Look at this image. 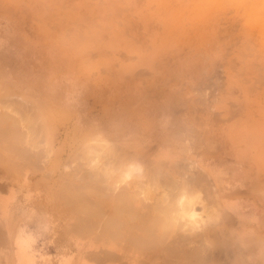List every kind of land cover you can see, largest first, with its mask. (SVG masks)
I'll return each mask as SVG.
<instances>
[{"label": "rangeland", "instance_id": "1", "mask_svg": "<svg viewBox=\"0 0 264 264\" xmlns=\"http://www.w3.org/2000/svg\"><path fill=\"white\" fill-rule=\"evenodd\" d=\"M263 68L264 0H0V122L28 114L14 144L29 159L0 163V264H165V246L172 262L264 264ZM66 184L84 203L62 204ZM118 193L146 219L200 193L186 207L199 218L178 201L162 244L119 246L95 230ZM80 217L97 224L86 232ZM105 250L120 260H93Z\"/></svg>", "mask_w": 264, "mask_h": 264}, {"label": "bare ground", "instance_id": "2", "mask_svg": "<svg viewBox=\"0 0 264 264\" xmlns=\"http://www.w3.org/2000/svg\"><path fill=\"white\" fill-rule=\"evenodd\" d=\"M68 2H69V0H68ZM57 3V2H56ZM58 4H59V2H58ZM94 4V3H93ZM210 4V3H209ZM209 4H207V5H209ZM65 5V4H64ZM88 5V4H87ZM54 6H56V5H54ZM63 6V5H62ZM67 6H68V4H67ZM86 6V5H85ZM95 6V5H94ZM59 7V6H58ZM66 7V6H65ZM89 7V6H88ZM51 9H52V7H50ZM49 8V9H50ZM53 9H55V8H53ZM208 9V8H207ZM52 11V10H51ZM61 12H64V11H61ZM110 12V11H109ZM112 12V11H111ZM54 13V12H53ZM52 13V14H53ZM57 13V12H56ZM111 14V13H110ZM258 14V13H257ZM257 14H255V15H257ZM51 15V14H50ZM55 15V14H54ZM58 15V14H57ZM100 15V14H99ZM259 15V14H258ZM257 15V16H258ZM59 16V15H58ZM66 16H69V14L68 15H66ZM85 16V15H84ZM98 16V15H97ZM101 16V15H100ZM257 16H255V17H257ZM79 18V17H78ZM95 18V17H94ZM176 19V18H175ZM256 19V21H257V19H258V17L257 18H255ZM48 20H51V19H47V21ZM262 19H260V21H261ZM50 22V21H49ZM48 22V25L50 24ZM54 22V21H53ZM64 22V21H63ZM261 23H263V22H261ZM54 24H56V23H54ZM59 24V23H58ZM85 24V23H84ZM257 24V23H256ZM86 25V24H85ZM97 25V24H96ZM102 25V24H101ZM59 26H61V24L59 25ZM69 26V25H68ZM84 26V25H83ZM55 27V26H54ZM97 27V26H96ZM105 28H107V27H105ZM69 29V28H68ZM82 29V28H81ZM102 30V29H101ZM114 32V31H113ZM117 32V31H116ZM118 34V33H117ZM64 36V35H63ZM74 36V35H73ZM100 36V35H99ZM120 36H122V35H120ZM87 37V36H86ZM88 38V37H87ZM62 39V38H61ZM101 39V38H100ZM120 40V39H119ZM73 41H74V39H73ZM100 40H98V42H99ZM113 42V41H112ZM249 43V42H248ZM248 48V47H247ZM251 49V48H250ZM84 50V49H83ZM252 50V49H251ZM253 52L252 53H254V51H255V48L252 50ZM243 54V56H244V52L242 53ZM255 54V53H254ZM251 55V54H250ZM256 56V55H255ZM245 57V56H244ZM249 57V56H248ZM253 58V57H252ZM256 58V57H255ZM252 66V65H251ZM256 67H258V65L256 64V65H254V68H256ZM251 69V68H250ZM263 70H264V68H263ZM244 72H245V69H244ZM261 72V71H260ZM257 73V72H256ZM260 80H262L263 82H264V78L262 79V77L261 78H259ZM258 79V82H260V80ZM257 80V79H256ZM255 80V82H257ZM261 81V82H262ZM261 84V83H260ZM263 84V83H262ZM261 84V85H262ZM255 87V86H254ZM253 91V90H252ZM18 94V93H17ZM15 95H16V93H15ZM3 98V97H2ZM19 98H21V97H19ZM16 99V98H15ZM17 101V100H16ZM23 101V100H22ZM18 102L19 101H17V104H18ZM14 103H15V101H14ZM30 103V102H29ZM7 104V103H6ZM25 104V103H24ZM23 104V105H24ZM9 105V104H8ZM14 104H12V106H13ZM18 105H20V104H18ZM33 105V104H32ZM31 105V106H32ZM3 106V105H2ZM34 106V108H37L36 107V105H33ZM8 107V106H7ZM11 106H9V108H10ZM20 107V106H19ZM19 107H17V109L19 108ZM25 107H27V106H25ZM9 108H7V110H9ZM20 108H22V107H20ZM12 111H15V109H13V107L12 108H10ZM24 109V108H23ZM23 109H21V110H23ZM10 111V110H9ZM25 111H27V109L25 110ZM11 112V111H10ZM19 112H21L20 110L17 112V111H15L14 113H19ZM28 112H30V111H28ZM4 113H6V112H4ZM7 114V113H6ZM6 114L5 115H3V117H5L4 119L2 118V122H0V124H1V126H0V149H2V151H0V163L1 164H3V165H5L7 168H6V171L9 169V170H11V172L13 171V170H15L16 168L18 169V167H16L15 166V164H17L16 162L17 161H25L28 157L25 155V153L24 152H22L21 150H20V148L18 149L17 148V143L15 142V141H17L18 139H19V135L21 134L22 135V132H20V131H18V129H17V133H18V135H17V133H16V129H15V124L17 123L18 124V122H17V120L18 121H20L21 119H20V117H24L26 114L25 113H20V114H25L24 116L22 115H19L20 117L17 119V120H15V116H13L14 118H11L12 120H9V115H10V113H8L9 115L8 116H6ZM30 114V113H29ZM32 114H34V113H32ZM12 115V114H11ZM36 115V122L34 123V124H36V125H34L33 123V125L34 126H36V129H39V131H45L48 127H46L47 125H49L47 122H46V120H45V117H44V115H43V113H42V111L40 110V109H38V112L35 114ZM28 116V114L25 116V117H27ZM34 116V115H33ZM12 117V116H11ZM18 117V116H17ZM25 117L23 118L24 120H25ZM32 117V116H31ZM35 119V118H34ZM1 120V119H0ZM4 120V121H3ZM16 121V122H14V121ZM24 120H22L21 122H23ZM31 121V120H30ZM26 122V121H25ZM27 122H29V120H27ZM16 124V125H17ZM19 124H21L20 122H19ZM18 124V125H19ZM19 126H21V125H19ZM23 127V126H22ZM28 127H30V126H27L26 128H28ZM234 127V126H233ZM16 128H18V127H16ZM19 128H21V127H19ZM28 129H30V128H28ZM34 129V128H33ZM32 130V129H31ZM262 130V129H261ZM29 131V130H28ZM33 131V130H32ZM46 131H48V129L46 130ZM24 132L27 134H29L30 132H26V130L24 129ZM20 133V134H19ZM25 133H23V135L25 134ZM33 133V132H32ZM263 133V132H262ZM21 135H20V138H21ZM26 136V135H25ZM30 137H31V134L29 135ZM233 136V135H232ZM233 138H234V136H233ZM23 139V138H22ZM14 140V141H13ZM24 140H27V137L25 138L24 137ZM18 141H21V140H18ZM27 141H29V140H27ZM89 142V141H88ZM94 142H96V141H94ZM101 142H102V140H101ZM14 144L15 146H11L12 144ZM23 143V142H22ZM105 143V142H104ZM19 144V143H18ZM25 144H27L26 142H25ZM31 144V143H30ZM88 144V143H87ZM248 145H250V144H248ZM27 146H29V144L27 145ZM33 146H34V144H33ZM85 146V145H84ZM104 146H105V144H104ZM103 146V147H104ZM109 146V145H108ZM24 148L25 146H24V144H23V146H21V148ZM98 147V146H97ZM97 147H95V148H97ZM101 148H102V146H100ZM14 148V149H13ZM15 148H17L18 150H17V152H16V149ZM22 148V149H23ZM31 148V147H30ZM25 149V148H24ZM23 149V150H24ZM33 149V148H32ZM87 149V148H86ZM106 149V148H105ZM107 149H108V147H107ZM26 150H27V148H26ZM31 150V149H30ZM88 150H91L89 153H91L92 152V154H95V153H93V150H94V148H93V150H92V147H91V149H89L88 148ZM88 150H87V152H88ZM97 151L98 150H100V148L98 149H96ZM32 151V150H31ZM30 151V152H31ZM95 151V150H94ZM105 150H103V152H104ZM14 152H15V154H14ZM100 152H101V150H100ZM32 153V152H31ZM81 153V152H80ZM105 153V152H104ZM103 153V154H104ZM107 153V152H106ZM109 153V152H108ZM111 153V152H110ZM254 153V152H253ZM34 154V153H33ZM97 154H100V153H97ZM28 155H31V154H28ZM35 155V154H34ZM33 155V156H34ZM88 156H89V154H87ZM101 156H102V154H100ZM106 155V154H105ZM81 156H82V154H81ZM101 156H99V158H101ZM109 156V155H108ZM27 157V158H26ZM35 157V156H34ZM97 157V159H98V156H96ZM103 157V156H102ZM105 157V156H104ZM114 157H118V155L117 156H114ZM120 157V156H119ZM107 159H109V158H107ZM27 160H29V159H27ZM113 160V159H112ZM19 161V162H20ZM91 161V160H90ZM108 161V160H107ZM94 162H96V161H94ZM0 164V165H1ZM32 164V163H31ZM105 164H106V162H105ZM91 165V164H90ZM94 165V164H93ZM108 165H110L111 166V164H108ZM195 166V165H194ZM193 166V167H194ZM3 168H5V167H3ZM16 169V170H17ZM23 169V168H22ZM99 169H102V168H100L99 167ZM106 169V168H105ZM198 170V169H197ZM196 170V171H197ZM199 171V170H198ZM198 171H197V173H198ZM15 172V171H14ZM107 172V171H106ZM176 172H178V171H176ZM159 173V172H158ZM14 174V173H13ZM113 174V173H112ZM197 175V174H196ZM200 175V174H199ZM110 176V175H109ZM112 176V175H111ZM153 176V175H152ZM201 176V175H200ZM95 177V176H94ZM96 177H98V176H96ZM202 177V176H201ZM155 178V177H154ZM151 179V178H150ZM73 180V179H72ZM149 180V179H148ZM154 180H156V179H154ZM169 180V179H168ZM66 181V180H65ZM116 181H118V180H116ZM151 181H153L152 179H151ZM201 181V180H200ZM199 181V182H200ZM91 182V181H90ZM149 182H150V180H149ZM148 182V183H149ZM159 182V181H158ZM178 182V181H177ZM64 183H66V182H64ZM154 184H155V182H153ZM153 183H151V185L153 184ZM173 183V182H172ZM62 184V183H61ZM68 184H70V183H68ZM99 184H101V183H99ZM103 184V183H102ZM196 184H197V182H196ZM67 185V184H66ZM198 185H199V183H198ZM61 186V185H60ZM70 186V185H69ZM74 185L73 184H71V187H68V185H67V187L66 186H64L63 187V189L65 190V188H66V190H67V195H62L61 197H63V196H65L64 197V200L63 201H61V202H63L62 204H64L66 207L67 206H69V207H71V205H72V207L74 208V205H76V204H79V203H84V199H83V197L82 196H80V195H78V193H82L81 192V190H79V188H77V186L75 187H73ZM84 186V185H83ZM94 186H96V185H94ZM99 186V185H98ZM132 186V185H131ZM97 187V186H96ZM105 187V186H104ZM137 187V186H136ZM159 187H161L160 185H159ZM158 187V188H159ZM163 187H165V186H163ZM58 188H59V186H58ZM94 189L95 190V187L93 188V186H91L90 187V189ZM103 188V187H102ZM116 188V187H115ZM114 188V189H115ZM150 188V187H149ZM198 188V187H197ZM208 188V187H207ZM207 188H206V190H207ZM96 189H98V188H96ZM104 189V188H103ZM109 189V188H108ZM112 189H113V186H112ZM83 190V189H82ZM93 190V191H94ZM147 189H145L144 191H146ZM177 190V189H176ZM87 191H88V189H87ZM130 191V190H129ZM164 191V190H163ZM208 191V190H207ZM54 192H56V191H54ZM53 192V193H54ZM96 193H98V194H100L99 195V198H101V196H103V194L104 193H106V192H102V194H101V192L98 190H96L95 191ZM94 192V193H95ZM116 192H118V191H116ZM124 192V191H123ZM122 192V193H123ZM141 192V191H140ZM174 192V191H173ZM195 192V191H194ZM53 193H52V195H53ZM60 193V192H59ZM59 193H56V195H58V196H60L59 195ZM95 193V194H96ZM114 193V192H113ZM121 193V192H120ZM139 193V192H138ZM141 193H144V192H141ZM146 193V192H145ZM149 193V192H148ZM155 193V192H154ZM61 194V193H60ZM65 194V193H64ZM84 194V193H83ZM116 194V193H115ZM129 194V193H128ZM128 194H119L118 193V196H115L114 198H115V200H116V197H119V198H117V200L116 201H114L115 202V204H114V207H113V209H111L112 211H111V214H110V216L109 217H107V218H104L103 216H106V215H103L102 216V214H101V216H100V214H99V211H98V209H100V208H98V209H96V210H94L93 211V215H95V217H99V219H100V217L103 219L104 218V222H103V228L102 227H100L101 229H95V230H97L98 231V233L99 234H97V235H99V236H101V235H103V234H105L104 235V237H106L107 239H108V241L109 242H111V241H113V242H115V243H117L119 246L121 245H123L122 244V242L123 243H125V240H127V242H129L130 243V246L132 245V247H133V249H136V250H139V251H142L144 248H148V245L149 246H154V245H157L158 243H161L162 244V240L164 239L163 237L164 236H166L167 235V231L168 230H173L174 228H176L177 229V223L179 222H181V221H179L178 219V222H177V220H176V218H175V216H173L172 214L173 213H170L169 211L171 210L170 208H169V206H170V204H174V202L173 203H171L170 201H172L171 199H169L170 201V203H168V205L169 206H166V203L165 204H162V205H164L163 207L162 206H159V204L160 203H158L157 202V206H159V207H161L160 208V214L161 215H159V216H161V217H157V219H149V218H142L143 217V215H141L142 217L140 218V217H138V213L135 211V209L133 208V207H131L132 205H131V202H129V201H127L128 199H126L128 196ZM132 194V193H131ZM136 194V193H135ZM134 194V195H135ZM147 194V193H146ZM162 194V193H161ZM166 194V193H165ZM200 193H197L196 194V196L197 195H199ZM205 194V193H204ZM125 195V196H124ZM148 195V194H147ZM147 195H146V197H147ZM98 196V195H97ZM130 196H133V195H130ZM145 196V195H144ZM185 196V195H184ZM184 196L182 195L181 197L182 198H184ZM193 197L192 199L193 200H191L192 201V203H193V201L194 200H196V199H194V198H198V197ZM60 197V198H61ZM86 198L88 197V195L86 194V196H85ZM166 197V198H165ZM186 197V196H185ZM210 196L208 195V198H209ZM89 198V197H88ZM88 198L86 199V200H88ZM123 198H125V199H123ZM132 198V197H131ZM130 198V199H131ZM163 198L165 199V201L164 202H167L166 201V199H167V196L166 195H164L163 196ZM182 198H179V200L178 201H181V200H185L186 198H184V199H182ZM200 198V197H199ZM56 199V198H55ZM139 199V198H138ZM147 199V198H146ZM157 199V198H156ZM177 199V198H176ZM202 199H204V197L202 198ZM59 200H61V199H59ZM85 200V201H86ZM90 200V199H89ZM99 200H101V199H99ZM143 200V199H142ZM153 200H155V199H153ZM160 200V199H159ZM168 200V199H167ZM190 200H186V201H181V202H183V203H179L178 201V204L179 205H181V210L183 211V213H182V211H180L182 214H183V216H185V215H188L187 216V220H188V218H189V222L191 221H194V222H197L198 221V218L199 217H197L195 214H194V212H191V211H189L188 213H187V211H188V209L186 208V207H189L190 208V205H191V203H189V201ZM198 200V199H197ZM205 200V199H204ZM91 201L92 200H90L89 202L91 203ZM141 201V200H140ZM152 201V200H151ZM158 201V200H157ZM209 200H207V202H208ZM59 202V201H58ZM60 202V203H61ZM88 202V201H87ZM95 201H93V203H94ZM97 202H99V201H97ZM97 202L95 203V204H97ZM156 202V201H155ZM177 202L175 203V204H177ZM93 203H91L92 205H93ZM142 203H143V205H144V202H141L140 204H141V206H142ZM154 203V202H153ZM188 203V204H187ZM147 204V203H146ZM155 204V203H154ZM174 204V205H175ZM178 204H177V206H178ZM187 204V205H186ZM209 204H211V203H209ZM98 205H101V204H98ZM134 205V204H133ZM155 205V206H156ZM83 206V205H82ZM81 206V207H82ZM145 206V205H144ZM147 207H148V205H146ZM155 206H154V209H156V208H158L157 206H156V208H155ZM216 206V205H215ZM69 207H67L68 209H69ZM84 207H86V206H84ZM83 207V208H84ZM98 207V206H97ZM169 209H168V208ZM175 207V206H174ZM174 207H172V209L174 208ZM73 208H72V210H73ZM144 208V207H143ZM148 208H150V207H148ZM167 208V210H164V211H162L163 209H166ZM178 208V207H177ZM84 209H86L87 210V208H84ZM159 209V208H158ZM175 209V208H174ZM186 209V210H185ZM193 209V208H192ZM205 209H206V211H208V209L209 208H207V207H205ZM150 210V209H149ZM79 212H81L80 210H78ZM78 211L76 210V212L78 213ZM98 211V212H97ZM156 211V210H155ZM205 211V210H204ZM206 211H205V213H206ZM210 211V210H209ZM73 212V211H72ZM86 212V211H85ZM91 211H89V210H87V214L89 215V214H91L90 213ZM124 212H127L128 214V216H129V219L131 220L132 218L134 219V218H138L139 219V221H138V224L136 225V226H133V227H135V229H137V230H140V231H142L141 233H143L145 236H136V235H134L133 233H131V232H129V230H131V228H132V226L129 228L128 227V225H127V221L128 220H124L123 219V213ZM162 212H164V213H162ZM170 213V215H172V216H169V213ZM177 212V211H176ZM211 212L212 211H210V216H211ZM82 213V212H81ZM180 213V214H181ZM178 214H179V212H178ZM213 214H214V212H213ZM92 215V214H91ZM97 215V216H96ZM140 215V214H139ZM175 215V214H174ZM207 215V214H206ZM76 216H78V215H76ZM75 216V217H76ZM85 216H86V214H85ZM90 216V215H89ZM89 216H87V217H89ZM149 216V215H148ZM182 216V215H181ZM225 216V215H224ZM84 217V216H83ZM81 218L80 217V219H79V227L81 228H85V229H87L88 231H86V232H89V229H91V225L94 223V222H92V224L90 225V223L87 221V219L86 218ZM145 217V216H144ZM179 217V216H178ZM186 217V216H185ZM209 217V216H208ZM74 218V217H73ZM154 218H156V217H154ZM78 218H76V220H77ZM133 219H132V221H133ZM136 219H134V220H136ZM192 219V220H191ZM209 219V218H208ZM181 220L182 221H184L183 220V217L181 218ZM73 221V220H72ZM93 221V220H92ZM97 221V220H96ZM131 221V222H132ZM137 222V221H136ZM202 222V221H201ZM73 223V222H72ZM83 223H85V224H83ZM101 223V222H100ZM129 223V222H128ZM159 223H161L162 225H159ZM184 223H187V222H184ZM95 224H97V222L95 223ZM94 224V225H95ZM136 224V223H135ZM187 224H189V223H187ZM199 224V223H198ZM201 224V223H200ZM70 225V224H69ZM94 225H92V227L94 228L95 226ZM134 225V224H133ZM182 225V224H181ZM71 226V225H70ZM99 226H101V224L99 225ZM154 226H158V228L160 227V233L158 234L159 236L157 237L156 235H151V233L149 232V230H153V227ZM184 226V225H183ZM195 226V225H194ZM182 227V226H181ZM71 228V227H70ZM179 228H180V225H179ZM65 229H66V226H65ZM72 229H73V225H72ZM74 229H75V225H74ZM192 229H193V227H192ZM64 230V229H63ZM69 230V229H68ZM76 230V229H75ZM182 230V229H181ZM126 231V232H125ZM184 231V230H183ZM63 232V231H62ZM69 232H70V230H69ZM68 232V233H69ZM85 232V231H84ZM85 232V233H86ZM91 232V231H90ZM152 232V231H151ZM72 233V232H71ZM92 233V232H91ZM100 233H101V235H100ZM75 234V233H74ZM83 234V233H82ZM89 234V233H88ZM69 235H71V234H69ZM87 235V234H86ZM136 238H135V237ZM133 237H134V239H133ZM95 238H96V236H95ZM161 238H163V239H161ZM98 239V238H97ZM111 240V241H110ZM161 240V241H160ZM172 240V239H171ZM156 241H158V242H156ZM175 241V240H174ZM169 242V241H168ZM189 242V241H188ZM116 244V245H117ZM126 244V243H125ZM128 244V243H127ZM165 244V243H164ZM167 244V243H166ZM165 244V245H166ZM171 245V244H170ZM128 246V245H127ZM159 246V245H158ZM172 246V245H171ZM177 246V245H176ZM178 246H179V244H178ZM86 247V246H85ZM115 247V246H114ZM182 247V246H181ZM163 248H165V250L164 251H166V253H165V255H166V258L167 259H165V264H193V263H189V262H185V261H182V260H179L178 262H172V261H170L169 260V258H171V256H173V255H176L175 254V251L178 249L177 247L176 248H170V247H167V246H165V247H163ZM174 249H176V250H174ZM182 249V248H181ZM181 249H180V251H181ZM106 251V250H105ZM178 251V250H177ZM179 251V252H180ZM101 252V251H100ZM179 252H178V254H179ZM187 250L183 253L184 254V256H185V254H186V256H188L187 255ZM120 253V252H119ZM192 253V252H191ZM193 254V253H192ZM89 255H90V253H89ZM92 255V254H91ZM189 255H191V254H189ZM198 255V254H197ZM93 256V255H92ZM178 255H176V257H177ZM184 256H180L179 255V258H181V259H184ZM200 256V255H199ZM89 257V256H88ZM95 257V256H94ZM93 257V260H97V261H102V260H106V259H110V260H113L114 259V261L115 260H120L119 258H118V255H114L112 252L110 253V252H108V251H106L105 253H103L102 254V256H99V257H95L94 258ZM120 257V256H119ZM189 257V256H188ZM192 257H194V256H192ZM118 258V259H117ZM199 258V257H198ZM185 259H186V257H185ZM189 259V258H188ZM201 259V258H200ZM199 259V260H200ZM90 260V259H89ZM95 260V261H96ZM92 261V260H91ZM107 261V260H106ZM197 261V260H196ZM208 261V260H207ZM88 262V261H87ZM112 262V261H111ZM199 262V261H198ZM94 263H96V262H94ZM196 263V262H195ZM200 263V262H199ZM121 264V263H120ZM196 264H198V263H196Z\"/></svg>", "mask_w": 264, "mask_h": 264}]
</instances>
